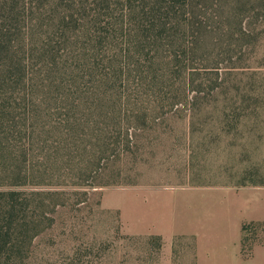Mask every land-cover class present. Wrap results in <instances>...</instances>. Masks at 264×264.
I'll use <instances>...</instances> for the list:
<instances>
[{"label":"trees","instance_id":"obj_1","mask_svg":"<svg viewBox=\"0 0 264 264\" xmlns=\"http://www.w3.org/2000/svg\"><path fill=\"white\" fill-rule=\"evenodd\" d=\"M241 1L0 0V264H30L34 240L55 224L57 209L88 201L90 192L79 191L84 183L75 179L88 171L77 161L87 156L83 140L89 136L92 145V138L100 142L109 135L110 125L121 126L130 117L127 107L124 111L120 106L122 98L99 91L85 95L84 86L98 83L120 90L146 86L147 101L155 98L150 104L153 111L174 108L178 96L189 100L187 89L198 82L194 75L200 69H191L187 61L204 60L208 51L198 48L204 39L189 49L181 34L198 31L203 38L202 34L219 31L230 18L224 16L227 6ZM256 1L264 11V0ZM44 31L54 33L45 36ZM243 35L249 36L246 31ZM46 81L56 84L53 95L42 87ZM86 98L97 106L95 112L81 105ZM141 111L136 109L134 121H145ZM109 147L100 144L89 154L95 159ZM75 169L77 174H66ZM63 172L64 187L75 191L18 189L45 185L62 178ZM261 225H243L245 259L255 249L246 248L247 234ZM139 238L157 251L166 241L161 235ZM178 238L193 240L196 259L195 237Z\"/></svg>","mask_w":264,"mask_h":264},{"label":"rangeland","instance_id":"obj_2","mask_svg":"<svg viewBox=\"0 0 264 264\" xmlns=\"http://www.w3.org/2000/svg\"><path fill=\"white\" fill-rule=\"evenodd\" d=\"M259 6L256 0L232 2L224 15L230 17L226 25L203 38L198 31H183L181 40L189 49L204 39L198 48L208 51L204 60L187 61L191 69H200L194 78L211 84L219 78L221 85L195 82L187 89L189 100L178 96L174 108L153 111L150 104L155 98L147 101L146 86L125 90L98 83L84 86L85 95L109 92L122 98L120 106L124 111L127 107L130 117L121 126L110 125L109 135L100 142L92 138V145L89 136L83 140L87 156L77 161L88 171L75 179L84 183L78 190L89 191V199L57 209L55 224L34 240L30 264H195L193 240L175 237L170 244L172 237L196 221V213L225 209L232 200L229 187L264 189V11ZM42 87L50 95L56 92L50 81ZM64 88L69 89L67 84ZM141 100L145 104L139 106ZM91 101L81 105L95 112ZM138 108L145 121H134ZM104 143L111 144L108 152L93 159L89 152ZM59 177L18 189L75 191L64 187V172ZM243 198L262 224L248 232L246 248L264 246V190ZM149 235L167 239L160 251L139 238ZM251 264H264V256Z\"/></svg>","mask_w":264,"mask_h":264},{"label":"crops","instance_id":"obj_3","mask_svg":"<svg viewBox=\"0 0 264 264\" xmlns=\"http://www.w3.org/2000/svg\"><path fill=\"white\" fill-rule=\"evenodd\" d=\"M260 190L264 189L229 187L227 191L232 194V200L222 207L225 209L219 212L205 210L196 213L197 220L191 222L188 227L184 225L169 243L171 244L172 240L179 236L195 237L197 253L195 264H230V262L251 264L258 257L262 258L264 246H257L250 259H245L242 255L243 225L249 222H261L260 218H254L256 211L251 203H246L243 195ZM231 203L233 206L229 207ZM202 204L204 205V202Z\"/></svg>","mask_w":264,"mask_h":264}]
</instances>
